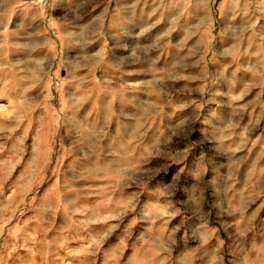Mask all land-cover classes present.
Wrapping results in <instances>:
<instances>
[{"label": "rangeland", "instance_id": "rangeland-1", "mask_svg": "<svg viewBox=\"0 0 264 264\" xmlns=\"http://www.w3.org/2000/svg\"><path fill=\"white\" fill-rule=\"evenodd\" d=\"M0 264H264V0H0Z\"/></svg>", "mask_w": 264, "mask_h": 264}]
</instances>
